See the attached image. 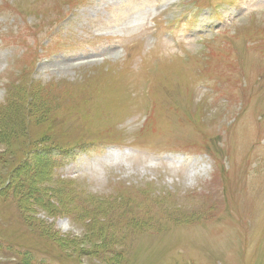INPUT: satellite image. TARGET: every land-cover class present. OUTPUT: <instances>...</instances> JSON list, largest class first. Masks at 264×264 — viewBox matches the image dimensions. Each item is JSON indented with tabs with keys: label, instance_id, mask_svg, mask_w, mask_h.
<instances>
[{
	"label": "rangeland",
	"instance_id": "1",
	"mask_svg": "<svg viewBox=\"0 0 264 264\" xmlns=\"http://www.w3.org/2000/svg\"><path fill=\"white\" fill-rule=\"evenodd\" d=\"M44 263L264 264V0H0V264Z\"/></svg>",
	"mask_w": 264,
	"mask_h": 264
},
{
	"label": "trees",
	"instance_id": "2",
	"mask_svg": "<svg viewBox=\"0 0 264 264\" xmlns=\"http://www.w3.org/2000/svg\"><path fill=\"white\" fill-rule=\"evenodd\" d=\"M11 177H12V174H11L10 179H9L10 181H11ZM10 181H9V182L7 181V182L5 183V185L7 186V185L10 183Z\"/></svg>",
	"mask_w": 264,
	"mask_h": 264
}]
</instances>
